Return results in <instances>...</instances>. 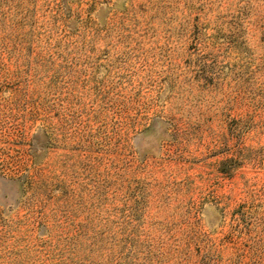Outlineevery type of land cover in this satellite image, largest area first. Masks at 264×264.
Segmentation results:
<instances>
[{
  "label": "rangeland",
  "instance_id": "rangeland-1",
  "mask_svg": "<svg viewBox=\"0 0 264 264\" xmlns=\"http://www.w3.org/2000/svg\"><path fill=\"white\" fill-rule=\"evenodd\" d=\"M0 264H264V0H0Z\"/></svg>",
  "mask_w": 264,
  "mask_h": 264
}]
</instances>
